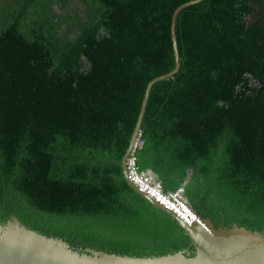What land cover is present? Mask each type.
<instances>
[{
    "label": "trees",
    "instance_id": "obj_1",
    "mask_svg": "<svg viewBox=\"0 0 264 264\" xmlns=\"http://www.w3.org/2000/svg\"><path fill=\"white\" fill-rule=\"evenodd\" d=\"M195 1L0 0V224L83 253L196 255L122 166ZM176 37L138 165L216 229L263 233L264 0H202Z\"/></svg>",
    "mask_w": 264,
    "mask_h": 264
},
{
    "label": "water",
    "instance_id": "obj_2",
    "mask_svg": "<svg viewBox=\"0 0 264 264\" xmlns=\"http://www.w3.org/2000/svg\"><path fill=\"white\" fill-rule=\"evenodd\" d=\"M201 1L182 6L175 15L173 41L177 67L172 73L159 77L149 84L130 148L122 160L123 170L129 184L154 207L178 222L190 238L196 255L191 256L188 251H183L162 257L139 258L119 256L92 249H87L83 253L72 249L66 241L48 237L29 229L18 218L12 217L6 224H0V264H264V232H253L239 226L216 229L210 220L202 217L209 231L199 225L189 226L174 212L140 191L130 179L127 170V160L142 135V123L153 87L161 81L173 78L181 67L176 37L177 17L182 10ZM153 175L157 178L155 173Z\"/></svg>",
    "mask_w": 264,
    "mask_h": 264
},
{
    "label": "built area",
    "instance_id": "obj_3",
    "mask_svg": "<svg viewBox=\"0 0 264 264\" xmlns=\"http://www.w3.org/2000/svg\"><path fill=\"white\" fill-rule=\"evenodd\" d=\"M142 147L143 142L140 139L127 160V170L132 182L137 185L140 191L146 193L159 204L174 212L185 224L189 226L199 225L209 231L208 226L202 220L201 216L188 205L184 196V188L173 192H165L162 183L154 177L151 171H144L140 168L137 152Z\"/></svg>",
    "mask_w": 264,
    "mask_h": 264
}]
</instances>
